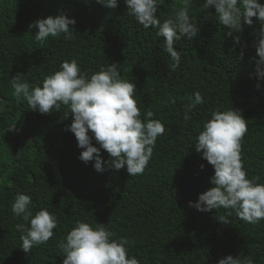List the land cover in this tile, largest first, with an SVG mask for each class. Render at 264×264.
<instances>
[{"label":"trees","instance_id":"obj_1","mask_svg":"<svg viewBox=\"0 0 264 264\" xmlns=\"http://www.w3.org/2000/svg\"><path fill=\"white\" fill-rule=\"evenodd\" d=\"M181 3L163 0L157 15L162 20L175 15ZM202 3L195 0L190 12L201 31L192 41L178 42L182 61L173 71L160 47L163 38L128 16L123 0L112 10L95 0H0V264H63L58 244L77 221L103 223L114 238L126 237L129 258L139 264H218L227 255L264 264V220L251 224L233 215L224 224L214 211L189 206L213 186V166L196 152L195 141L216 110H241L248 126L243 164L249 178L259 176L264 183V80L256 75L253 46L258 25H244L241 44L234 45L232 38L224 39V26L204 18ZM208 11L215 15L214 8ZM61 12L77 21L71 38L62 34L37 42L38 29L30 30V24ZM72 59L89 72L121 65L122 78L137 86L141 117L150 111L165 125L143 174L96 172L94 162L79 159L83 150L65 131L73 120L71 114L64 119L66 106L40 114L12 95L13 77L39 84ZM197 91L204 103L185 121L184 108ZM15 124L16 131L6 132ZM101 155L109 158L106 151ZM18 193L32 197L34 214L47 208L58 222L54 236L29 255L20 249L16 227L25 222L11 211Z\"/></svg>","mask_w":264,"mask_h":264},{"label":"clouds","instance_id":"obj_2","mask_svg":"<svg viewBox=\"0 0 264 264\" xmlns=\"http://www.w3.org/2000/svg\"><path fill=\"white\" fill-rule=\"evenodd\" d=\"M109 10L118 7V0H95ZM127 15L144 29H156V35L162 37L160 47L171 60L168 67L175 71L181 65V52L176 45L181 40L192 41L201 31V26L190 15L195 0H182L175 15L161 19L157 13L163 0H123ZM204 18L224 26V39L232 38L234 45L241 44L243 26L258 27L254 31L257 39L256 75L264 80V3L260 0H203ZM214 8L215 15L208 9ZM255 18V21L254 19ZM77 21L61 12L35 20L31 29H38L35 40L44 43L49 37L58 38L62 34L71 38ZM243 50L238 57L243 60ZM121 65L110 63L99 71L82 70L77 60H65L59 70L47 75L42 83L32 84L21 80L20 75L10 80L12 95L19 103L26 101L32 111L51 114L62 106L68 109L73 120L65 126V131L74 134L78 147L83 151L79 159L85 164L94 162L96 172L125 169L133 177L143 174L153 156L158 137L165 133V125L159 119H153V112L141 117V108L135 98L136 84L122 78ZM259 90L261 84L258 82ZM200 92L194 93L192 102L185 106L183 119L191 120L190 113L196 105L203 104ZM16 124L7 131H16ZM248 126L241 110L228 108L211 113L202 130L199 131L195 150L213 166L214 175L210 177L213 185L199 195L197 201L189 206L200 212H215V219L221 223H231L235 215L240 220L257 224L264 220V183L260 177L249 178L241 155V142ZM95 141V143L93 142ZM98 145V146H97ZM106 151L105 160L101 152ZM203 169L204 165H200ZM225 210L223 213L220 210ZM14 216L25 223L17 224L21 233L20 249L29 255L34 247L46 244L57 228L55 214L47 208H41L35 214L32 211V197L18 193L11 205ZM115 234L98 223L77 221L58 244L63 264H139L136 257L129 258L126 237L114 238ZM218 264H255L252 258L242 261L240 257L227 255L219 259Z\"/></svg>","mask_w":264,"mask_h":264}]
</instances>
